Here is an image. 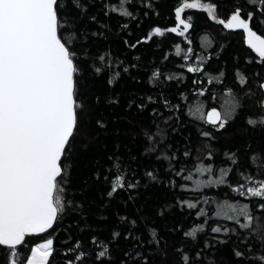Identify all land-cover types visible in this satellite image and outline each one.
Listing matches in <instances>:
<instances>
[{
    "label": "trees",
    "instance_id": "1",
    "mask_svg": "<svg viewBox=\"0 0 264 264\" xmlns=\"http://www.w3.org/2000/svg\"><path fill=\"white\" fill-rule=\"evenodd\" d=\"M182 2L131 0L125 7L133 15L124 17L108 10L118 0H83V14L66 0L60 12L62 22L67 19L62 31L77 36L70 50L76 53V100L81 107L62 158L65 171L58 178L65 208L52 229L25 238L18 246L22 255L49 238L54 241L49 264H182L183 254L188 264H253L250 253L264 251L257 239L264 233V210L258 208L264 201L235 191L241 185L246 191L249 175L264 180V161L250 160L256 153L264 157V126L248 123L264 117L258 88L264 82V62L245 46L241 31L223 29L198 9L182 14L192 23L185 36L165 31L163 37L137 44L154 27L175 26V8ZM212 2L218 19L227 20L236 6L242 15L253 10L245 0ZM257 16L251 26L264 36V16ZM190 66L203 71L188 72ZM238 70L247 77L246 85L239 83ZM220 73L219 80L208 83ZM233 97L239 106L223 129L190 114L197 105L205 114L212 108L223 113ZM233 154L236 163L230 159ZM116 161L125 188L110 197ZM198 167L212 171L200 174ZM229 169L223 184L195 183L219 179L221 170ZM189 175L192 180L185 179ZM129 183L136 187L128 188ZM188 203L196 206L189 208ZM226 204L249 205V229L216 214H231ZM240 221L245 222L243 217ZM201 226L195 238L185 235ZM215 227L221 231L214 233ZM105 248L107 255L98 259ZM235 251L245 256L236 257ZM81 253L83 259L75 260ZM5 261L0 253V264Z\"/></svg>",
    "mask_w": 264,
    "mask_h": 264
},
{
    "label": "snow or ice",
    "instance_id": "2",
    "mask_svg": "<svg viewBox=\"0 0 264 264\" xmlns=\"http://www.w3.org/2000/svg\"><path fill=\"white\" fill-rule=\"evenodd\" d=\"M245 2L253 6V10L242 15L243 9L236 6L225 20L217 18V6L212 0H183L175 8V26L166 30L154 27L137 44L146 43L154 36L163 37L165 31L185 36L192 28V23L191 17L183 18L182 14L186 10L198 9L225 30H243L247 36V45L264 62V36L258 34L259 29L254 30L251 26L254 18L259 19L258 12L264 16V0ZM128 3L131 0H118L117 4L109 5L108 10L130 17L133 14L125 7ZM71 4L82 14L86 12L83 0H71ZM65 5L66 0H0V253L6 257L5 264H49L54 253L53 239L49 238L31 247L28 255H22L18 246L24 245L29 235L46 233L52 229L65 208V202L58 195V178H62L65 171L62 158L77 128V109L81 107L76 100L75 76L79 71L74 60L76 53L70 50L77 36L74 31H69L67 35L62 31L67 24V19L62 22L60 16ZM91 19L95 20V17ZM260 22L264 23V20ZM123 27L127 28V24ZM137 44L131 47L135 48ZM175 51L176 55H180L182 50L179 45ZM188 52L191 53L192 49L189 48ZM99 59L103 61L105 57ZM187 70L192 73L201 72L203 67L190 66ZM95 71L99 73L101 69L96 68ZM153 75L158 76L159 73ZM236 75L242 86L247 84V77L239 70ZM222 76L223 73L218 77H210L208 83ZM258 88L261 97L259 106L264 109V82H260ZM199 95H204V91ZM229 95H232L231 90ZM238 106L239 102L233 97L226 102L223 113L212 108L205 114L203 106L197 105L190 109V114L219 130L225 127ZM248 123L264 126V117L250 118ZM202 135L207 137L209 133L204 132ZM230 159L236 163L234 154ZM250 160L255 164L264 161V157L256 153ZM113 167L117 169V175L108 193L110 197L125 188L119 162H114ZM196 171L203 174L211 173L212 169L198 167ZM228 171L231 169L221 170L219 179L197 180L195 183L197 187L205 183L223 184ZM146 175L156 179L151 172ZM185 179L192 180L193 177L189 175ZM247 180L250 183L246 191L243 190L244 185L235 191L242 196L264 201V180H255L251 175ZM127 187L134 188L136 185L129 183ZM187 206L194 208L196 205L188 203ZM225 207L231 214L223 210L216 214L235 220L242 229L250 228L253 215L248 204L240 207L226 204ZM258 208L264 210V203L259 204ZM240 217L244 218V223H241ZM198 230H202V226L193 228L185 235L195 238ZM212 231L219 233L221 229L215 227ZM117 236L119 233H113L114 238ZM152 236L156 237L154 231ZM257 239L264 248V233ZM234 254L236 257L245 256L240 251ZM84 255L78 254L75 260H82ZM106 255L105 248L98 253L97 258ZM252 257L253 264H264V251L250 253L249 258ZM181 259L182 264H188L189 257L186 254Z\"/></svg>",
    "mask_w": 264,
    "mask_h": 264
},
{
    "label": "water",
    "instance_id": "3",
    "mask_svg": "<svg viewBox=\"0 0 264 264\" xmlns=\"http://www.w3.org/2000/svg\"><path fill=\"white\" fill-rule=\"evenodd\" d=\"M229 18V17H228ZM238 31H241L242 32V34H243V40H244V44H245V46L248 48V49H250L249 48V46L247 45V36H246V34H244L243 33V30H238ZM251 50V49H250ZM253 51V50H252ZM254 52V51H253ZM255 53V52H254ZM256 54V53H255ZM257 55V54H256ZM258 56V55H257ZM211 110V109H210ZM209 110V111H210Z\"/></svg>",
    "mask_w": 264,
    "mask_h": 264
},
{
    "label": "rangeland",
    "instance_id": "4",
    "mask_svg": "<svg viewBox=\"0 0 264 264\" xmlns=\"http://www.w3.org/2000/svg\"><path fill=\"white\" fill-rule=\"evenodd\" d=\"M44 241H45V240H44ZM44 241H42V242H44ZM42 242H40V243H42ZM37 244H38V243H37ZM35 245H36V244H35ZM35 245H34V246H35ZM29 254H30V253H29Z\"/></svg>",
    "mask_w": 264,
    "mask_h": 264
}]
</instances>
